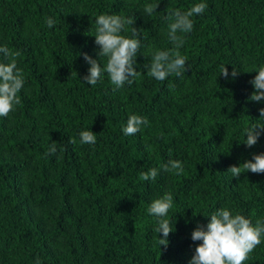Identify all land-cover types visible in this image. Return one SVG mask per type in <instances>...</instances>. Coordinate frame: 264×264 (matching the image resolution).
Segmentation results:
<instances>
[{
	"label": "trees",
	"instance_id": "16d2710c",
	"mask_svg": "<svg viewBox=\"0 0 264 264\" xmlns=\"http://www.w3.org/2000/svg\"><path fill=\"white\" fill-rule=\"evenodd\" d=\"M147 3H159L150 18ZM197 3L207 8L191 18L178 49L186 70L149 77L152 52L177 51L167 37L169 11ZM101 14L135 18L123 33L135 26L141 34L140 76L130 85L115 88L106 74L95 86L83 81L90 65L82 54L96 58ZM5 45L20 52L24 86L21 103L0 116V264H189L202 243L191 233L216 209L253 225L264 220V173L227 172L264 153V133L252 147L243 142L264 107L248 99L264 66V0H0ZM223 65L228 79L219 75ZM132 114L149 123L124 135ZM82 130L94 132V145L80 143ZM53 143L56 154L46 155ZM169 159L184 171L141 179ZM165 192L175 227L166 248L147 211ZM243 264H264V234Z\"/></svg>",
	"mask_w": 264,
	"mask_h": 264
},
{
	"label": "clouds",
	"instance_id": "9594fccd",
	"mask_svg": "<svg viewBox=\"0 0 264 264\" xmlns=\"http://www.w3.org/2000/svg\"><path fill=\"white\" fill-rule=\"evenodd\" d=\"M159 3H147L144 5L143 14L149 18L156 11ZM207 5L197 3L187 11L172 9L168 13L167 26L168 40L177 51H154L151 54V61L145 64L144 68L149 77L158 81H164L169 75H182L185 69L186 57L179 54L178 49L185 43L184 35L190 33L194 27L191 19L194 15L202 14ZM135 18H124L117 15L101 14L95 17V44L98 46L96 58L87 53H83V58L90 67L88 73L83 77V81L95 86L98 81L103 80L105 74L110 83L115 88L122 87L125 83L132 84L140 76L136 68V57L141 52V34L133 26L132 35H124L127 31L126 25H134ZM46 24L52 28L55 21L49 17ZM0 53L6 58L7 62H0V116L6 117L15 107L21 103L18 93L24 86L23 71L17 66L19 51H13L5 46H0ZM144 55V54H143ZM257 75L249 83L254 91L248 97L249 100L260 102L264 101V66L255 70ZM225 79L229 78V71L225 65L220 67L219 75ZM238 74L233 67L231 77L235 78ZM149 121L139 115L132 114L128 117L127 123L122 127L124 135H133L147 126ZM246 139L243 141L246 146L255 145L262 133H264V107L259 109V118L243 129ZM80 143L94 145L96 136L93 131L82 130L80 132ZM71 143L75 144L73 138ZM146 151L153 150L152 145H146ZM56 145L49 146L46 155H55ZM173 172L181 174L184 169L179 160L169 159L160 165V169L151 168L141 173L144 181H155L159 171ZM264 173V153H253L252 159L246 160L239 165H231L227 172L232 177L239 179L242 173ZM173 196L170 192L152 200L147 211L150 215L157 218V226L154 231L159 236V247H167L169 233L175 230L172 221L167 219V214L172 207ZM206 216V215H205ZM206 228L199 223L191 233L192 241H202L197 244L194 254L189 260V264H243L248 258V254L261 243V236L264 234V220L257 219L255 224L249 218L239 213L232 214L226 208L216 209L211 215ZM161 250V249H160ZM39 264V260H37Z\"/></svg>",
	"mask_w": 264,
	"mask_h": 264
}]
</instances>
